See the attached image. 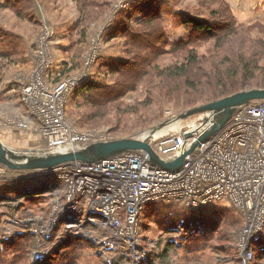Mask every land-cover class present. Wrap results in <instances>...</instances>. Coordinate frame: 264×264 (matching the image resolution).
<instances>
[{
  "label": "rangeland",
  "instance_id": "rangeland-1",
  "mask_svg": "<svg viewBox=\"0 0 264 264\" xmlns=\"http://www.w3.org/2000/svg\"><path fill=\"white\" fill-rule=\"evenodd\" d=\"M221 3L245 29L233 34L232 39L226 38L220 52L228 48L235 53H249L256 49L257 43L264 44V0H0L2 141L20 150L45 147L44 139L37 131L20 126H29L20 101L24 85L32 83L36 59L37 62L38 59L43 60L47 76L43 75L33 84H42L49 91L57 82L74 78L66 94L65 110L67 119L82 131L111 130L114 138L141 135L159 124H162L159 129L169 124L170 115L176 116L180 123L195 125L196 128L203 125L202 115L178 118L187 110L201 105L194 103L203 95L191 98L183 89L171 93L170 85L165 88L156 81L152 82L148 92L143 81L130 89L129 85H123V73L134 60H137L134 64L140 63L146 72L156 65L163 69L182 62L181 55L186 51H176V44L190 39L188 21L191 18L211 19ZM146 6L153 8L156 13L153 18L162 24L163 32L159 38L153 35L154 28L148 27L151 12ZM191 47L209 57L213 53L214 41L202 39L192 43ZM258 50L263 54L259 57L263 73L258 78L263 80L264 46ZM147 74L152 77L153 72ZM147 74L141 79L146 80ZM101 91L105 93L101 94ZM195 121L197 123H192ZM15 174L8 168L0 174V189L3 191L0 193L14 199L7 200L0 214V264H34L36 256L30 252L27 240L16 238L15 233H23L22 220L29 218L26 209L38 206L33 205L37 200H24L22 196L17 199L15 195L20 193L19 187L32 184L35 179ZM216 202L202 210L205 215L201 216L205 217L200 216L201 210H187L188 215L197 212V217L200 216L205 225L200 224L202 233H188L186 241H182L185 234L172 241L173 247L175 245L172 264H227L226 257L218 249V246L228 243L226 238L232 243L229 254L240 258V252L233 243L243 224L241 216L227 199ZM45 204L42 207L46 208ZM172 208L165 202L148 205L141 217L140 229L144 235L150 239L160 238L161 233L168 232L166 219ZM45 215L47 217L48 214ZM30 216L34 220L41 217ZM10 223L16 228L12 237L7 238L4 232ZM215 224L222 227L225 235L211 232ZM51 264L106 263L97 246L87 240L86 246L61 245Z\"/></svg>",
  "mask_w": 264,
  "mask_h": 264
},
{
  "label": "built area",
  "instance_id": "built-area-1",
  "mask_svg": "<svg viewBox=\"0 0 264 264\" xmlns=\"http://www.w3.org/2000/svg\"><path fill=\"white\" fill-rule=\"evenodd\" d=\"M45 71L43 60L36 59L32 83L24 85L20 101L24 107L20 109L29 121V126H20L37 131L44 139L43 149L66 150L115 137L111 130L82 131L69 121L65 100L74 78L59 81L47 91L42 84H33L47 76ZM175 117L170 115L168 119L171 122ZM188 132L186 123L157 135L146 133L142 138L160 157L169 159L189 148L201 133L187 137ZM6 169L0 164V174ZM15 172L16 176L40 179L22 188V193L43 198L48 210L37 220L31 216L22 220L23 232L44 235L52 241L83 233L109 263L112 256L108 252H114L124 264H161L162 242L177 241L183 234L182 241H186L188 233H202L201 226L186 228L183 211L198 212L227 199L243 218L235 238L242 264H264V257L258 261L256 255L258 251L264 254V101L239 106L228 122L200 142L178 169L162 168L148 161L143 152L130 151L93 163ZM11 199L0 193V214ZM160 202L173 206L166 219L168 232L150 239L140 229L142 213L148 205ZM8 226L4 232L7 238L16 228L11 223ZM46 252L38 249L36 255Z\"/></svg>",
  "mask_w": 264,
  "mask_h": 264
},
{
  "label": "trees",
  "instance_id": "trees-1",
  "mask_svg": "<svg viewBox=\"0 0 264 264\" xmlns=\"http://www.w3.org/2000/svg\"><path fill=\"white\" fill-rule=\"evenodd\" d=\"M221 4L220 8L213 12L211 19L191 18L188 21L191 27L190 39L187 40V42L181 41L177 43L178 45L176 44V46H178V49H175L176 51L181 49L186 51L181 55L182 62L163 69H160L156 65L152 70L146 72V70L144 71L142 68L144 66L140 63L134 64L137 61L134 60L132 61L133 64H129V68L127 67L128 70L123 73L124 79H122L123 82H125L123 85H129L128 87L131 89L135 88L143 81L146 83L145 89L146 92H148L150 91L152 82L156 81V84L163 85L165 88H167V85H170L168 88L171 93L183 89L187 92V96H190L191 98L196 97L197 94H200V96L203 95V98L194 104H204L240 90L264 88V78L263 80L258 78V76L263 73V69L259 65V57L263 56V54L262 50H258V47L264 46L263 43H257L256 49L249 53L245 51L235 53L234 50L231 51L228 48L225 51L220 52V49H222V46L226 42V38L229 39L234 36L233 34L239 31L242 32V30L244 31L245 29V27L242 28L243 25L236 22L232 12L225 6V4ZM146 8L148 12H151V14H149L148 27H153L155 30V34L153 35L155 38H159L161 32H163L162 24L160 21L157 22L153 18V15L156 16L153 8L147 6ZM250 28L251 27L246 29ZM202 39L214 41L213 53L210 54L209 57L198 53L195 48L191 47L192 43L195 41L201 42ZM231 42L235 43L236 41ZM133 65H137L135 69L132 68ZM150 72H153L152 77L147 74ZM145 74H147V79L142 80L141 77L145 76ZM121 80L119 83H121ZM129 88H127V90ZM91 90L92 88L90 91ZM102 93L105 92L101 91V94ZM145 103H147L146 100ZM183 212L184 213H182L181 217L186 220L187 228L193 226L197 229L200 224L205 225L204 221L200 219L201 215H205L202 210L199 212V217H197V212H192L190 215L187 214V210ZM212 226L213 229H211V232H221L225 235V232L221 231L222 227H218L216 224ZM15 235L17 236L16 238L27 240L30 245V252L36 256L34 264H51L58 256L59 248L63 244L67 247L73 244L75 246H86V241L90 240V238L83 233L77 234L75 237L68 235L61 240L55 239V241L46 239L44 235L30 232L15 233ZM55 236L56 234H54L53 238H55ZM226 240L228 241L227 244L218 246V249L221 250L222 256L226 257L224 260L226 259L225 261H228L230 264H240V258H236V256L233 258L234 256L229 254V247L232 243L229 238H226ZM162 243L163 245L161 247L159 261L161 264H167L172 261V252L175 245L173 247V242L168 239ZM233 246L236 247L234 243ZM38 249L46 250L47 252L42 255H36ZM108 254L112 256V262L109 263L105 260L106 264H124L122 258L118 256V254H115L114 252H108ZM227 256L231 257L228 258Z\"/></svg>",
  "mask_w": 264,
  "mask_h": 264
},
{
  "label": "water",
  "instance_id": "water-1",
  "mask_svg": "<svg viewBox=\"0 0 264 264\" xmlns=\"http://www.w3.org/2000/svg\"><path fill=\"white\" fill-rule=\"evenodd\" d=\"M255 101H264V88L240 90L180 114L178 118L206 115L207 113H210L212 117L209 126L198 135L189 148L169 159L160 157L146 138L136 136L98 140L66 150L33 148L20 150L9 147L0 137V164L10 170L21 172L43 171L74 163H93L124 152L141 151L151 163L166 169H178L200 142L215 134L228 122L239 106ZM204 118L207 120L206 117ZM160 126L162 124L152 127L148 134L150 135ZM191 135V132L186 134L187 137H191Z\"/></svg>",
  "mask_w": 264,
  "mask_h": 264
},
{
  "label": "crops",
  "instance_id": "crops-1",
  "mask_svg": "<svg viewBox=\"0 0 264 264\" xmlns=\"http://www.w3.org/2000/svg\"><path fill=\"white\" fill-rule=\"evenodd\" d=\"M45 143V142H44ZM27 176V175H26ZM35 179V181H34V183H38L39 181H40V179L39 178H34ZM28 185H31V183H28ZM27 184H24L23 186H21V187H19L20 189H19V192L20 193H17L15 196L17 197V199L20 197V196H22V199H24V200H29V201H32L34 198H36L35 200H37V201H35L34 202V204L33 205H35V204H38V206H30V207H28L27 209H26V212H28V214H29V216L30 215H36V216H39V215H41L43 212H46V210H45V208L44 207H42V205H43V203H42V201L41 200H43V198H38V197H33V196H29V195H23V193H22V190L25 188V187H27L28 186ZM23 188V189H22ZM0 191H2L1 189H0ZM3 192V191H2ZM22 193V194H21ZM25 193V192H24ZM24 196V197H23ZM26 197V198H25ZM21 200V199H20ZM213 203H217V202H213ZM213 203H211V204H213ZM211 204H209L208 206H210ZM207 206V207H208ZM233 206V205H232ZM34 207V208H33ZM234 207V206H233ZM235 208V207H234ZM48 209H49V206H48ZM48 211V210H47ZM235 211H236V213H238L239 214V216H241V224L243 223V218H242V215H241V213L239 212V211H237L236 210V208H235ZM73 237H75V236H73ZM93 243V242H92ZM94 245H95V243H93ZM234 244H235V241H234ZM236 249H237V247H236ZM238 250V249H237ZM239 251V250H238ZM264 257V254L263 253H261L260 251H258L257 252V259H258V261H260L262 258ZM240 259L242 260H240V264H242V262H243V259H242V257L240 256ZM227 264H230V263H228L227 262Z\"/></svg>",
  "mask_w": 264,
  "mask_h": 264
},
{
  "label": "bare ground",
  "instance_id": "bare-ground-1",
  "mask_svg": "<svg viewBox=\"0 0 264 264\" xmlns=\"http://www.w3.org/2000/svg\"><path fill=\"white\" fill-rule=\"evenodd\" d=\"M204 117H206L207 120ZM211 117H212V115L210 113H207L206 115H202V117H201L200 120H202L204 122L203 125H200L198 128H196L195 125L194 126L187 125L188 131L191 132V133L195 132V134L198 135L199 132H202V130L204 129V127H208L209 126L210 121H211ZM176 119H177L176 117L173 118L172 120H174V121L170 122L169 124L164 125L161 129H158V130L153 131V132H155L154 135H157L158 133L167 132V130L170 131V130H172L174 128H177L178 129V128L182 127L184 125V123H180V121H178ZM197 121H199V120H197ZM197 121L192 122V123H197ZM206 121H207V124H206ZM149 131H146L145 133H143L142 135H140V137L146 136V133H148Z\"/></svg>",
  "mask_w": 264,
  "mask_h": 264
}]
</instances>
